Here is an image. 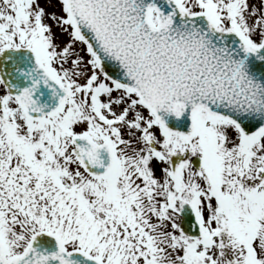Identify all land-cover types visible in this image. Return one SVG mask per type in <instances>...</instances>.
I'll list each match as a JSON object with an SVG mask.
<instances>
[{"label": "snow or ice", "instance_id": "obj_1", "mask_svg": "<svg viewBox=\"0 0 264 264\" xmlns=\"http://www.w3.org/2000/svg\"><path fill=\"white\" fill-rule=\"evenodd\" d=\"M0 264H264V0H0Z\"/></svg>", "mask_w": 264, "mask_h": 264}]
</instances>
